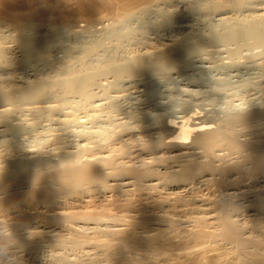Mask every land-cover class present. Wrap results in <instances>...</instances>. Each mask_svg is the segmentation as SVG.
<instances>
[{
  "label": "bare ground",
  "instance_id": "obj_1",
  "mask_svg": "<svg viewBox=\"0 0 264 264\" xmlns=\"http://www.w3.org/2000/svg\"><path fill=\"white\" fill-rule=\"evenodd\" d=\"M195 1L196 2L193 1L194 3L193 5L192 4L191 5L193 6L192 9H194V12L196 13L203 10L202 5L204 1H207L208 7L210 9L213 10L218 9L220 14L221 13L225 14V12H228L232 15L229 18L230 19L234 18V21L232 23L227 22L222 25V28L224 30L222 33L223 35H212L210 37L212 42H223V43L236 42V43L247 44V42L250 41V39H253L254 41L255 39L256 41L259 40V38L262 39L261 35L263 34L261 33H263L264 30V13L260 14L257 17V19H253L252 16L250 15L247 16L246 14H244L239 10L241 5V0H195ZM168 2H172V0H0V37L2 38V40L3 39L6 40L7 37L9 38V35L7 36L5 34V31L7 33H11L12 35L10 36L11 37L13 36L12 39L19 44L18 45L19 49L21 48L23 50L25 56L24 61L25 62L27 61L25 65L27 67L32 68V66L33 67L36 66L38 62L43 60V59L41 60L42 56L40 54L42 50L41 47L44 48L45 44L47 45V43L53 41V39H55V36L59 32L62 33V31H65L66 27H69L70 24L73 23V21L71 20H73V18L75 17L78 16L88 17L89 19L87 20H89L88 21L89 23L87 25H90L91 23L92 25L90 27L92 26L94 27L96 24L99 25L100 23H102L105 16H107V19L104 20L106 22L107 20H109L108 23H106L107 26L111 25L110 24L111 22L113 23L115 22L114 24L111 25V27L114 26V28L115 26L118 25V23L123 24L125 21H128L129 24H132L133 21H135V24L138 23L142 24L145 22L146 18L150 19L154 17L157 13L164 12L163 7L166 4L167 6H165V8L169 7L168 5L170 3ZM212 14H215V12H212ZM100 15H102L103 18ZM217 20H219V18ZM226 30L227 32L225 33ZM2 32H4L6 38H3ZM199 36L200 35H196V36L189 35L186 38L176 40L174 43L171 44L170 47L164 49L163 51L155 55L156 61L155 58L154 61L147 63L145 62L146 60H144L143 62L146 63L144 64L145 66H143V68H145L144 70L150 68L148 70L150 71L152 69L150 65L161 68L165 66L166 67L172 66L173 69L174 66L172 64V62H174L173 60H176L177 58L180 59V57L183 59L185 58V56L191 54V52L193 53V51L200 52L198 49H196L197 47L195 45H194L195 47L193 46L194 43H192V41L196 40L197 37ZM261 39L259 41L260 43H262ZM192 48L195 49L193 51H188V49H192ZM21 53L22 51H20V54ZM135 59L134 60L132 59V61H134L136 64V60H138V58L136 60ZM143 62L141 61V63ZM176 66L177 65H175L174 67ZM127 68L126 67L124 68L125 72ZM128 69L130 71V67ZM31 70L33 71L35 69L33 68ZM131 70L132 71H130V73L133 72L131 73L132 76L138 73V70L135 69L137 72L134 74L135 70L133 69V65L131 66ZM174 70H176V68H174ZM36 71L33 72L36 73ZM142 71L143 70L141 69L139 72L143 74L147 70L144 71L143 73ZM253 71L254 69L241 70L237 66H228L226 71L220 70L218 71V73L221 76L228 77L227 81L231 82L232 80L234 81L236 80V78H239L241 74L246 75V74L254 73ZM127 72L126 74L129 73ZM138 74L136 76H138ZM154 74H156V72ZM132 76H130V78ZM183 80L191 84L194 83L195 81L192 80L189 76L184 77ZM35 84L34 86H37ZM157 94H156V90L153 89V87L152 89H150L149 87L146 90L145 95L146 98L149 100L156 97ZM38 96L40 97L41 95ZM35 97L32 98L34 99ZM25 103L27 104V102ZM3 104L4 103H2V105ZM1 107L3 108V106ZM9 110L11 111V109ZM9 110L5 109L4 111L10 112ZM203 116L199 111H193V112H189L188 114L182 117L177 118L175 116L176 117L175 118L173 116L174 118H166L161 123L160 126H150L147 128H141L139 126L137 128V126H135L132 129L123 132L122 134L123 142L121 145L124 146L129 141L132 142V144L133 143L135 144V142L138 143L140 146L143 147L140 148L141 150L139 149V153L141 151L140 154L144 152L145 153L148 152V154L151 155V156L149 155L151 161L146 159L149 162L145 160L146 162L141 161L139 164L132 163L134 156H131L130 150L128 152L127 151L128 149L127 150L125 149L128 147L126 145L127 147L125 146L122 149L124 152L122 150H121L122 152L120 151L123 154V157L120 158L121 160L118 158V160L121 161L120 163H118L116 162L117 156H113V157L108 155L104 156V152L108 150L107 147H109L104 145L106 144L105 142L104 144L100 143L101 147L92 149L93 147L91 148V146L90 147L88 146V142L90 141L91 143V140L86 138V136L84 135L82 136L81 134L79 136L84 137L82 140L83 148L79 151H75L72 154L62 155L60 157L59 163L56 165H53L54 163H51L49 161H44L49 158H43L39 160L38 156L37 158H35V160H31V161L27 160V162H23L20 159H18L16 161L14 160V162L11 161V163H6V162H5L6 164L3 163L2 166L0 167V220L3 221L2 226L9 230L11 229V233H12L11 237H9V240L12 243V249L9 253L5 254V259H9L11 261V264H38L37 261H34V259L31 258L30 249L33 246V250H34L37 243L39 244V242L41 243L46 241V243H49V245L51 244V246H55V249L57 251L61 249L64 250V248H66V246L68 245H73L76 248V246L78 247L84 242V245L85 244L88 245L87 247H93V248L101 247L103 250L105 249L107 252L110 251L109 252L110 256L108 255L109 261H112L114 259L116 260V256L119 255V256H123L122 259L126 260L127 258L126 262L129 261V264L130 263L137 264L140 261H142L143 264L145 263L146 264H215L216 262L218 263L221 260H222L221 263L223 264L224 263L225 264H264V205L263 204H260L259 206L253 209L254 211L256 210L255 212L256 218L255 220L252 218L253 219L252 221L254 223L251 221L253 223L252 228L250 227L251 231L249 228L250 232L246 230L247 232L250 233V234L248 233L249 235L246 236L245 235L246 231L240 229L242 228L240 227L241 225L239 226V223L237 222L235 223V221H233V219L231 218L232 215L231 211L233 210L235 205L234 206L231 205L232 207L231 208L227 203L224 202L226 199L225 200L223 199L225 195H227L226 198H228V196L232 195L233 197L237 195V193L233 195L232 193H229L230 192L229 191L228 192L230 194L229 195L226 193L224 194L221 191L222 192L221 195L223 197L219 199L217 197L219 195L218 191H217L218 195H216L217 193L215 192L216 194L215 193H213L212 195L209 194V196L206 197H204L205 195L197 196L198 194H196L195 197H193L194 195L193 196L191 195V193L195 191L197 187H199L200 185L203 186L206 185L207 183H209V181H211L212 177L215 176H217L215 178L216 179L215 181H217L216 183L219 188L225 190L227 187H231L235 189L236 187L239 186L238 184L240 179L236 180L235 178V180L234 179L229 180L228 176L231 173L234 172L237 173L239 171L245 170L242 169L243 164L244 165L246 164V166L247 164L252 165V167L251 166L250 167L252 168V170L253 169L255 170L254 173H256V171H261V170L263 172L264 133L261 132L263 134H260L256 130L257 133H255L256 131L254 132L255 134L252 133L253 135L252 138L248 140H240L234 125L237 126L239 123L244 122L246 120H251L252 118L263 119L264 112L258 110L249 114H236L231 117H228L227 120L222 124L214 123L212 119L206 121L204 120L206 116L204 117ZM76 120H78V118H76ZM11 122L12 121H10L9 123ZM2 126L4 125H1V127ZM19 127L15 129V128H10L9 126L7 127L9 128L7 130V133L4 129L3 134L5 135H3L2 133H1L2 135H0V143L2 142L0 144V147L2 146L4 140H5L4 143L7 142L8 144H10L13 141V138L17 137L19 134L23 135L25 132L27 134L30 132L29 130H27V128L23 127L25 129L23 128L21 129H23V131L24 130L26 131L23 132L20 130L21 132H23V134H21V132H19L18 130L20 129ZM26 127H28V125ZM8 137L10 138L9 140H7ZM101 144L104 146H102ZM5 145L3 144V147ZM10 145L9 148L7 149L11 150L13 146L11 147ZM137 145L135 146L138 147ZM28 147L30 148L31 146ZM120 149L121 148L118 149L117 147L118 151ZM0 150H2V148H0ZM11 151H13V149ZM25 151L28 153L27 149ZM36 151L37 150H35V153ZM42 151L43 150H41L40 153H42ZM111 151L113 153V150ZM223 151L227 152L228 154H234V155L239 154L238 155L239 158H237L236 160L233 159L234 161H232L230 157L232 162L230 161L228 163L226 162L223 163L222 162V160H224L222 156L224 155L222 154ZM5 152L7 153L9 151L5 150ZM45 152L47 153V150ZM0 154L2 155L1 151ZM106 154L108 153H105V155ZM115 154L117 155V153ZM163 154H167L168 156L162 157ZM41 155L42 154H40V157H42ZM82 155L88 157H85L86 159H84ZM5 156L6 155H4L3 157ZM82 157L84 160H81ZM140 159H142V157ZM106 166L109 168V170L110 169L111 170L107 171L108 169H106L107 168ZM23 188L25 190L20 191ZM102 189L103 191L104 190L106 191V189L107 190L109 189L108 191L114 190L116 191L117 195L121 194L120 195L121 197H123L124 193L137 194L139 198L136 195L135 196L138 199H141L140 201L141 203H143V201L148 198L149 205L146 206L144 202V205L148 207L146 211H148V209L152 205V203H150V201L152 202V200H150V198L152 197L151 196L152 191H154L153 194H155V191L157 190H158L157 193L161 191L162 193L163 191H166L165 192L166 194L167 192H172L170 193L171 194L170 196H172L173 194L175 195V198L173 196V198L171 197V199H169L170 198L168 195L169 193L167 194V196L164 193L165 199L166 197H168L167 198L168 200L164 202L163 201L164 197H163L162 199L163 202H162L159 200L160 199L159 198L158 200L159 202H161L159 203L157 202L158 201L157 199H154L152 197L153 203H155L156 200V204L159 206L158 208L163 207L164 210H162L161 208L162 211L160 213L159 211L156 210L158 212V215L156 216L154 214L155 212L154 211L153 212L154 216L152 215L153 217L151 218L147 217L148 214L146 216L144 215V217L141 214L142 216L141 218L140 217L138 218L136 216L139 215L142 211V209L140 210V208L143 204L141 205L140 202H136L139 205H141L140 208H137L138 205L137 207H135L134 205L135 207L134 208L132 203L130 205L129 203H127L128 204L127 208H131L130 210L128 209L131 214V215L129 214L130 219L131 217L133 218L136 217L138 218L136 220L133 219L130 220L129 218H128L129 220L127 219V217H129L127 216L128 214H126L129 212L128 210L124 214L126 215L125 217L126 219H119L121 217L118 218V215L116 213L115 214L117 216L115 215L113 216L109 214L110 216L108 217L107 212H106L107 213L106 217H108L109 219L106 218L105 215L100 214V212L96 214L77 213L78 215H76L75 213L74 215L73 213H71V211L69 212L70 214L68 212H66L67 213L66 214L63 211L65 214L61 213L58 215L57 213L56 214L57 216L56 215L54 216V214L53 216H51L52 215L51 213H49L50 215L47 214L48 213L47 209L53 207L55 203H58L62 199L61 197H66L67 200L68 198L71 199L73 202H75V205H77L80 202L79 203L80 205L81 202L84 201L85 203H87L86 200L89 198L91 193L92 195H95L99 193L100 190L102 191ZM114 191L112 192L115 193ZM242 192L245 191L243 190ZM240 194L238 196L241 197L242 194L241 195ZM157 195H160V193ZM127 196L125 197L126 199H128ZM257 197L258 198L255 197L257 199V200L255 199V202L257 201L258 203L259 201H261V198L259 197L262 196H257ZM115 198L117 202H121L118 201V197ZM89 199H90L89 201H91V198ZM124 199L122 200L124 201ZM142 199L144 200L142 201ZM148 201L146 203H148ZM114 202L116 203V201ZM124 203L126 204V202ZM188 204L189 205L191 204L190 207L187 206ZM231 204H233V202ZM169 210H171L172 212H170ZM81 212L79 211V213ZM233 212L234 214L236 213L235 211ZM167 213L169 214L172 213V215H174V218H172L171 215ZM121 215L124 216L123 214ZM42 220L46 223L45 225L43 224V226L41 224V226L43 227V232L42 230L39 229V227L41 226L38 224L39 221ZM120 220L122 221L124 220V222L122 221L120 222ZM80 221L82 223L88 224V226L89 225L92 226L91 228L95 226L94 227L95 230L100 231L101 233L102 232L107 233V237L110 236L111 238L109 239L105 237L103 241L97 239L98 237L96 239L84 238L83 239L84 241L79 239L77 234L79 233V231L83 229L81 230L76 229V227L79 228L80 226L79 227L75 226L74 223ZM109 222L114 224L116 227L115 228L111 227ZM150 222H153L151 224H155V223L158 224L157 226H160V228H152L151 226H149L151 225ZM188 223L189 225L191 223V225L193 226V230H191L192 226H190L191 231H188L189 230L188 229L187 230L188 233L182 234L181 236L180 234L178 236L177 235L173 236L172 234L169 235V232L174 230L176 232V229L180 228V226H183L185 224H187L188 226ZM108 224L112 229L111 228L109 229ZM63 226L66 227L67 229H70L71 231H75L77 235L76 238H78L79 240L75 239V237L74 239L73 238L70 239V238L62 237L61 234H57L56 228L54 227L62 228ZM148 226L151 228H149ZM185 226H183V228ZM208 227L210 228L213 227V228H211L212 230L211 229L209 230L207 229ZM30 228L31 229L34 228V229L29 230ZM37 229H39L40 232L37 231ZM22 231L23 234H21ZM256 233H258L259 235ZM113 236H117V237L114 238ZM36 238L40 239L41 241H39ZM215 245H219L220 248L223 247L222 253L220 252L218 253L217 251H216L217 253L213 255L212 253H209L215 251L213 249V247L214 248L217 247ZM185 251L186 254L183 255V252ZM59 252L60 255L58 254L57 255L58 257L56 256L57 259L55 263L60 261L58 262L60 264L61 263L62 264H100L101 261L108 260L107 257H106L107 259L101 258V256L94 254V252H91L93 253L92 255L86 252L89 255L85 258V260L80 258L78 259V261L76 260L75 262H73V259L72 261L68 260L67 258L68 256L66 257L64 252H63L64 254H61L62 253L61 251ZM179 252H181L182 255ZM201 254L203 255L201 256ZM203 258L205 259V261H203ZM45 263L50 264L47 262Z\"/></svg>",
  "mask_w": 264,
  "mask_h": 264
},
{
  "label": "rangeland",
  "instance_id": "obj_2",
  "mask_svg": "<svg viewBox=\"0 0 264 264\" xmlns=\"http://www.w3.org/2000/svg\"><path fill=\"white\" fill-rule=\"evenodd\" d=\"M193 1L196 2L195 0H191V2L190 0H177V1L172 0V2H168L170 3L168 5L169 7L165 8L167 4L163 7L164 12H159L150 19L146 18L145 22L142 24L140 23L135 24V21H133L132 24H129L128 21H125L123 24L120 23H118V25L115 24L117 25L115 26V28L114 26L111 27V25L114 24L115 22L114 23L111 22L110 23L111 25L107 26L106 23H108L109 20H107V22L104 20L107 19V16L104 17L103 19L104 22L102 21V23L100 24L98 23L99 25L96 24L94 27L93 26L90 27L92 25L91 23L90 25H87L89 23L88 22L89 20H87L89 19L88 17L85 16L75 17L73 18V20H71L73 21V23H71L72 25L70 24L69 27H66L65 31H62V33L59 32L55 36V39L49 42L50 44L47 43V45L45 44L44 48L41 47L42 50L40 54L42 56L41 60L42 59L43 60L38 62L36 66L34 67L32 66V68L27 67L25 65L27 61L26 62L24 61L25 56L23 50L21 48L19 49L18 47L19 44L12 39L13 36L12 37L10 36L12 34L7 33L5 31V34L7 36L9 35V38H11L9 39L8 37L6 38L4 32H2L3 38H6V40L5 39L2 40V38L0 37L1 38L0 39V49H1L0 50V124L4 125L2 127L0 125V135L3 134L4 129L7 133V130L9 129L7 127L9 126L10 128H15V129H17L20 126L19 127L20 129H18L19 132L27 128V130H29L32 134L29 132L28 135L25 132L26 133L25 135V133L23 134V132L26 130H24L23 132H21V134L23 135L19 134L17 137L13 138V141L10 143V144L13 143L12 145L8 144L7 142L4 143L5 140L4 141L2 140L4 145L8 144L7 148H9V145L11 147L13 146L12 147L13 151H11L12 149L11 150L7 149L6 145L3 147L2 144V146L0 147L2 148V150H0L2 153V155L0 154L1 156L0 167L5 162L11 163V161L14 162V160L16 161L18 159H20L23 162H27V160L28 161L35 160L37 156L39 160L43 158H49L44 161H49L51 163H54L53 165H56L59 163L60 157L62 155H69L83 148L82 140L84 137L79 136L81 134L82 136L84 135L86 136V138L91 140V143L90 141L88 142V146L89 147L91 146V148L93 147L92 149L101 147L100 143L104 144L105 142L106 144L104 145L109 147H107L108 150L106 151L104 149L105 151L104 156L107 155L111 157L117 156L116 157L117 159L115 157L114 158L118 163L121 162L120 158L123 157V154L121 153L123 151L122 149L127 145L128 147L126 146L127 148L125 149L126 150L128 149L127 150L128 152L130 150L131 156H134L132 163L139 164L141 161L142 162H146L147 160L151 161L150 159L151 155L148 154V152L145 153L144 151L142 152H144L145 154L144 153L140 154L141 151L139 153V149L142 146H140L136 142L135 144L133 143L134 145L130 141L127 142V144H125L124 146L121 145L123 142L122 139L123 132L132 129L135 126H137V128L138 126L141 128H147L150 126H160L161 123L166 118H174L175 116L177 118L182 117L188 114L189 112H193V111H199L202 114V116L203 115L206 116L204 120L209 121L210 119H212L214 123L217 124L224 123L228 117H231L236 114H249L258 110L264 112V43H263L264 30L263 33H261L263 34L261 35L262 39L259 38V40L257 41L256 39L255 41L253 39H250V41H248L247 44L236 43V42L235 43L227 42L228 44L223 42H212L210 37L212 35H223L222 33L224 30L222 28V25L227 22L232 23L234 21V18L230 19L229 17L232 15L228 12H225V14L222 13L220 14L218 9L215 10L210 9L208 7L207 1H204L202 5L203 10L196 13L194 12V9H192L193 7L192 5L194 3ZM239 10L244 14H246L247 16L250 15L252 16L253 19H257V17L260 14L264 13V0H241V5ZM217 11L219 14L217 13ZM212 12H215V14H212ZM226 14L229 16H227ZM100 16L103 18L102 15ZM225 16L228 18H226ZM218 18L219 20H217ZM226 32L227 30L225 31V33ZM189 35L191 36L200 35L199 37H197L196 40H193L194 42L192 41V43H194L193 46L195 45L197 47L196 49H198L200 52L198 51L194 52L193 50L195 48L188 49V51H193V53L191 52V54L185 56V58L183 59L180 57V59L178 58L176 59L177 61L173 60L174 62H172V64L174 66L175 65L178 66V67L173 66V69L172 66L170 67L165 66L161 68L150 65L153 70L151 69L150 71H148L150 68L149 69L147 68L146 69L147 71L144 70L145 69L143 68V66H145L144 64H146L147 62L154 61L156 54L170 47L171 44L174 43L176 40L186 38ZM260 39L262 43L259 42ZM254 43L257 44L255 45ZM20 51H22L21 53L22 55L20 54ZM135 58L136 59L138 58V60H136ZM132 59L136 60V64L134 61H132ZM140 59L142 62L146 60L145 61L146 63L144 62L141 63ZM132 65L134 70L135 69L138 70L139 73V74L137 73L138 76H136L137 74L132 76L131 73L133 72L130 73V71H132L131 70ZM228 66H237L241 70L254 69L253 71L254 73H250L246 75L241 74L239 78H236V80L234 81L232 80L231 82H229L227 81L228 77L221 76L218 73V71L220 70L226 71ZM125 67L126 68L130 67V71L127 68L128 70L126 69V72L128 71L131 75L128 72L127 73L133 78L132 77L130 78V76L126 74L124 70ZM33 68L35 69L33 71H36L37 69L36 73H34L31 70ZM174 68H176V70H174ZM122 69L124 70V72ZM141 69L143 70L142 73L144 71L146 72L141 74V72H139ZM136 72L137 71L135 70L134 74ZM155 72L156 74H154ZM187 76H189L192 80H195L196 82L194 81V83L192 84L185 82L183 78ZM34 84L37 86H34ZM149 87L150 89H152L153 87V89L156 90V94L157 93L158 94L153 99L148 100L145 94H146V90ZM156 88L158 89V91ZM38 95L41 96L39 97ZM32 97L35 98L33 99ZM226 100L230 101V103L225 104L224 102ZM25 102H27V104ZM2 103L4 104L8 103L9 105L5 104L4 106V104L2 105ZM1 106H3L4 109ZM5 109L6 110L11 109V111L10 110H9L10 112L4 111ZM86 112L89 115L90 114L91 115L89 116ZM75 117L78 118V120H76ZM260 119L261 118H257V119L252 118L251 120H246L244 122L239 123L237 126L234 125L240 140H248L252 138L253 136L252 133L255 134L257 133V131L260 134L264 133V118L261 120ZM10 121L12 122L9 123ZM27 125L28 127H26ZM9 139L10 138L8 137L7 140ZM71 142L74 143L72 144ZM26 145L31 146L30 147L31 149ZM131 145L133 148L131 147ZM135 145H137L138 147H136ZM117 147L118 149L119 148L121 149L118 151ZM26 149L29 154L25 151ZM5 150L9 151L7 152L8 154L5 152ZM35 150H37L36 153ZM41 150H43L42 153H40ZM44 150L45 151L47 150V153ZM111 150H113L114 154L112 153ZM114 150L117 151L115 152ZM17 152H19L20 154ZM105 153L108 154L105 155ZM115 153H117V155ZM3 154L6 155L7 157L6 156L3 157L4 156ZM40 154H42L41 155L42 157H40ZM222 154H224L222 156L225 160V161L222 160L223 163L224 162L228 163L231 161V159L232 161H234L237 158H239L238 156L239 154L237 155L228 154L225 151H223ZM165 156L168 155L167 154L162 155V157ZM83 157L84 159H86L85 157L88 156H83ZM83 157L81 158V160H84ZM138 157L140 158L142 157V159ZM118 158L120 160H118ZM250 166L252 167V165L250 164H247V166L246 164L245 165L243 164L242 169L245 170L239 171L237 173L236 172L231 173L228 176L229 180L230 179L235 180V178L236 180L240 179L238 184L239 186L237 185L238 187H236L235 189L231 187H227L228 189L226 188L225 190L219 188L216 183L217 181H215L216 180L215 178L217 176H215L212 177L211 181H209V183L211 184L207 183L204 186L200 185L199 186L200 189L199 187H197L195 191H193L194 193L192 192L191 195L192 196L194 195L193 197H195V195L198 194L197 196L205 195L204 197H206L209 196V194L212 195L213 193L215 192L217 193L218 191L219 195L218 193L215 194L218 195L217 197L219 199L223 197L221 195L222 192L224 194L232 193L233 195L237 193V195L233 197L232 195L228 196V198L232 197L229 198V200L228 198H226L227 195H225L223 199L224 200L226 199L224 202L227 203L230 207L231 205L233 206L235 205L233 210L231 211L232 214L231 218L233 219V221H235V223L236 222L239 223V226L241 225L240 227L242 228L240 229L244 231L246 230L249 231V228L250 227L252 228V224L254 223L252 220L253 219L255 220L256 218L255 217L256 210L254 211L253 209L259 206L260 204L264 205V192H263L264 170L263 172L261 170V171H256V173H254L255 170L253 169L254 170L253 171ZM106 169H108L107 171L111 170V169L109 170L108 167ZM214 181L216 184L214 183ZM22 190L25 189L23 188L20 191ZM108 190L106 189V191L105 190L103 191L102 189V191L100 190V192L97 191L99 193L95 192L97 193L95 195H92L91 193L90 194L91 197L89 196V198H91V201H89L90 200L89 198L87 199L88 201L86 200L88 204L85 203L84 201L81 202L80 205H79L80 202L79 203L77 202L78 204L75 205V202H73L71 199L68 198L67 200L66 197H61L62 199L58 203H55L54 206L52 205L53 207L47 209L48 211L47 214L51 213L52 214L51 216H53V214L55 216L57 213L59 215L61 213L63 214H65L66 212L69 213L70 211L74 215L75 213L76 215H78V214H86V213L96 214L100 212V214L105 215V217L108 213L107 215L108 217L110 216L109 214H111L113 216L118 215V218L121 217L119 219H126L125 218L126 215L124 214L125 212H127L128 209L129 210L131 209V208H127L128 206L127 203H129V205L132 203L133 207L134 205L135 207H137L138 205L137 208H140L142 204L144 205V202L146 206L149 205L148 198L146 199L148 203H146L147 201L144 199H142V201L143 200L144 201L143 203H141L140 202L141 199H138L139 197L137 196V194L124 193L126 196L128 195L127 196L128 199H126L125 198L126 196L124 194L123 197H121L120 196L121 194L117 195L116 191L111 189H110L111 191ZM241 190L242 191L244 190L245 192H242ZM112 191H114L115 193H113ZM157 191H155V194H153L154 191H152V193L150 192L151 196L154 199L158 200L160 198L159 200L162 201L164 197L163 199L164 202L168 200L167 199L168 197H166L165 199L166 191H163V193L162 191L157 193ZM235 191H238L239 193ZM159 193L160 195H157ZM170 193L172 192H167V194L170 197L169 199H171V197L173 198V196L175 198V195L172 194V196H170L171 195ZM240 193L242 195L244 193L245 194L242 197ZM239 194L241 195V197L238 196ZM257 196H262L259 197L261 198V201H259L258 203L257 201L255 202V199L258 198ZM115 197H118V201L121 202H117ZM135 197L139 201H137ZM151 198L150 200H152V202L150 201V203H152V205L154 204L155 207L154 205L153 206L151 205V207L149 206L150 208L148 209V211H146L148 207L142 205L140 208V210L142 209L141 213L139 215L135 214L138 218L139 217L141 218L142 216L144 217V215L146 216L147 214L150 215V216L147 215V217L151 218L154 216V214L155 216L158 215L157 211H159L160 213L162 210H164L163 207L158 208L159 206L156 204V200L155 203H153V198L152 199ZM122 199H124V201ZM159 200L157 202H159ZM114 201H116V203ZM228 201L231 203L233 202V204L229 203ZM124 202H126L127 205ZM136 202H140L141 205H139ZM190 205L188 204L187 206L190 207ZM235 208L238 211H236ZM79 211L82 212L79 213ZM169 211L172 212L171 210ZM233 211H235L236 213L234 214ZM120 213L123 214L124 216H122ZM126 214H128L127 216H129L127 217V219L128 218L130 219V215H131L130 211ZM169 215H171V217L174 218V215H172V213ZM138 218L131 217L130 220L132 219L136 220ZM42 221H39L38 223L40 226L41 224L42 226L43 224L44 225L46 224L44 221L43 222ZM121 221L122 220H120V222ZM122 222H124V220ZM81 223H82L81 221L74 223L75 226L78 227L80 226L79 228L76 227V229H80V230L83 229L79 231V233L77 234L79 239L81 240H83L84 238L96 239L98 237L97 239L103 241L105 237H107V233L104 232L101 233L100 231L95 230L94 228L95 226H93L94 228L93 231V228H91L92 226L90 225L88 226V224L85 223L81 224ZM151 223L153 222H150V224ZM109 224L111 225V227L114 228L116 227L111 222H109ZM157 225L158 224L155 223L149 226H151L152 228H160V226ZM185 225H183L185 226L184 228L183 226H180V228L176 229V232L175 230L169 232V235L172 234L173 236L176 235L178 236L180 234L181 236L182 234L188 233V231L193 230V226L191 225V223L190 225L188 223V226L187 224ZM42 226L39 227V229L42 230L43 232ZM190 226H192L191 230H190ZM111 227L109 226V229ZM54 228H56L57 234H61L62 237H66L70 239L71 238L74 239L75 237V239L79 240L78 238H76L77 235L75 231H71L70 229H67L64 226L62 228H58V227H54ZM211 228L208 227L207 229L210 230ZM33 229L30 228L29 230H33ZM39 229H37V231H39ZM247 231L245 232L246 236L250 234L249 233L250 231L249 232ZM21 234H23V231L21 232ZM113 237L115 238L117 236H113ZM107 238L110 239L111 237L109 236ZM38 240L41 241L40 239ZM87 246L88 245L86 244L84 245L83 242L78 247L76 246V248L73 245H68L66 246V248H64V250L61 249L57 251L55 249V246H51V244L49 245V243H46L45 241L41 243L39 242V244L37 243L36 247L34 246L35 247L34 250L32 246V248L30 249L31 250L30 254H31V258L34 259V261H37L38 264H46L45 262L50 264H60L58 263L60 262L58 260H57L58 262L55 263L57 259L56 256L58 254L60 255L59 251L62 252L61 254L65 253L66 257L68 256L67 258L69 261H72L73 259V262H75L76 260L78 261V259L80 258L85 260V258L89 254L90 255L93 254L91 252H94V254L101 256V258L104 259L108 258V260L101 261L100 264H106V263L129 264V261L126 262L127 258L126 260L122 259L123 256H119V255L116 256V260L114 259L112 261H109L108 255L110 256L109 253L110 251L107 252L105 249L103 250L101 247L98 248L96 247L97 248L96 249L95 247L93 248ZM215 246H217L216 247L217 249L213 247L215 251L209 253H212V255L217 252L222 253L223 247L220 248L219 245H215ZM81 249L84 255L77 257L76 255L73 254L74 250L79 251ZM86 252L89 254H87ZM179 253L181 254V252ZM185 254L186 251L183 252V255ZM202 255L203 254H201V256ZM203 261H205L204 258ZM221 262L222 260L219 261L218 263L216 262L215 264H223ZM141 263L142 261H140L137 264H141Z\"/></svg>",
  "mask_w": 264,
  "mask_h": 264
},
{
  "label": "clouds",
  "instance_id": "obj_3",
  "mask_svg": "<svg viewBox=\"0 0 264 264\" xmlns=\"http://www.w3.org/2000/svg\"><path fill=\"white\" fill-rule=\"evenodd\" d=\"M225 104H229L230 101H225ZM3 221L0 220V264H11V261L9 259H5V254L9 253L12 249V243L9 240V237H11L12 233L9 229L2 226ZM73 254L77 257H80L84 255L82 249L79 251L74 250Z\"/></svg>",
  "mask_w": 264,
  "mask_h": 264
}]
</instances>
